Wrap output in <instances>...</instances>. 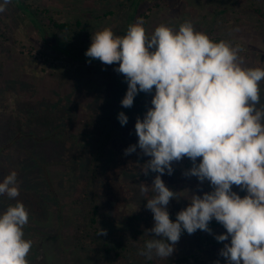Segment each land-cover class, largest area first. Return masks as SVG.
I'll return each mask as SVG.
<instances>
[{
    "label": "rangeland",
    "instance_id": "rangeland-1",
    "mask_svg": "<svg viewBox=\"0 0 264 264\" xmlns=\"http://www.w3.org/2000/svg\"><path fill=\"white\" fill-rule=\"evenodd\" d=\"M20 1L11 2L0 13V181L13 170L18 174L20 195L16 200L29 212L24 232L25 238L33 241L29 264H108L94 246L73 245L75 224L84 209L78 198L87 170L86 153L92 145L87 111L90 102L105 89L103 71L116 74L114 68L118 67L86 59L92 35L106 27L124 35L138 18L146 21L149 35L160 24L178 29L191 21L196 30L215 41L240 45L245 67L264 68V0ZM19 4L29 6L33 13L24 12L26 16L17 8ZM50 15L71 23L82 20L81 27L62 39L80 57L69 58L49 45L32 23L33 17L50 24ZM51 34L56 41L58 38ZM260 87L264 105V81ZM153 94L140 92L134 98V111L123 110L128 122L121 125L107 148L100 185L107 207L105 226L112 231L133 233L154 225L153 213L145 207L147 201L140 192V184L151 185L156 175L142 172L150 158L137 155L139 148L137 153L124 155L129 145L137 143L136 119L143 118L151 107ZM191 166L192 162L184 158L173 164L172 175L162 176L166 186L181 195L167 206L173 221L188 206L192 194L211 191L207 181L200 184L196 177L182 174ZM16 200L0 196V212ZM225 231L223 226L212 228L214 234ZM224 243L213 234L201 232L179 241L167 260H148L136 251L129 254L142 264H169L184 256L199 255L202 250L210 264L214 260L226 264L219 255Z\"/></svg>",
    "mask_w": 264,
    "mask_h": 264
},
{
    "label": "clouds",
    "instance_id": "clouds-1",
    "mask_svg": "<svg viewBox=\"0 0 264 264\" xmlns=\"http://www.w3.org/2000/svg\"><path fill=\"white\" fill-rule=\"evenodd\" d=\"M11 2L2 0L0 13ZM144 24L138 18L124 35L99 30L85 52L89 62L118 64L114 71L127 82L122 107L131 108L140 92L154 93L151 107L136 119L137 143L124 150L128 156L139 148L137 155L150 158L143 174L156 173L151 185L140 184L145 207L153 213L154 225L147 231L154 238L138 254L167 260L183 232L201 230L225 242L219 255L226 264H264V68L245 67L240 45L215 41L191 21L178 29L160 24L151 35ZM118 120L124 126L128 116L121 111ZM184 158L192 166L182 174L200 184L207 181L211 191L192 194L173 221L167 206L181 195L162 176L172 175L173 164ZM17 175L13 170L0 181V196L19 197ZM213 219L226 231L214 234ZM28 223L29 212L19 200L0 212V264H29ZM106 234L102 228L98 233Z\"/></svg>",
    "mask_w": 264,
    "mask_h": 264
},
{
    "label": "trees",
    "instance_id": "trees-1",
    "mask_svg": "<svg viewBox=\"0 0 264 264\" xmlns=\"http://www.w3.org/2000/svg\"><path fill=\"white\" fill-rule=\"evenodd\" d=\"M13 1L17 3V0ZM23 5L24 4H21L17 6V8L23 13H33V10L29 9V6L25 5L24 8ZM41 11L49 12V9L41 8ZM108 14L109 13H107V15ZM32 21L36 29L44 36L49 45H55L59 52L64 53L69 58L73 59L76 56L80 57L77 55V52L70 48L62 39L68 36L75 27H81V19H76L75 22L71 23L69 21H60L50 15V24L33 17ZM51 33H54V36L58 38L56 41ZM59 37L61 38L59 39ZM86 59L89 58L87 57ZM97 67L98 65L93 66L95 69ZM103 73L107 77L105 89L104 91H100L95 99L90 102V108H88L87 111L90 123L88 127L92 134V145L87 150L89 152L86 153L87 170L83 179L82 192L78 198V202L84 205V209L79 215V221L77 220L75 224L73 245L79 247L94 246L97 251H100V254L108 264H142L137 258L131 256L129 252H140L144 248L145 242L154 238L147 231L152 227L138 228L134 230L133 233H120L118 231H112L105 226L107 207L101 196L100 180L103 174L107 148L121 127L118 120V113L123 110H125V112L126 110L132 112L136 106L133 105L131 108H124L121 105V100L127 90V82L123 75L118 73L115 74L109 69L104 70ZM51 122L54 124L57 123L55 120ZM61 142L63 141L61 140ZM233 190L237 191L241 196L245 195V193L240 191L236 186H233ZM220 226L222 225L217 223L214 219L209 225L211 229H218ZM101 228L106 230V235H98ZM201 232L204 231L197 230L194 234L190 235L185 231L182 233L179 241H182L184 237H194ZM200 251L199 255L184 256L169 264H210L206 254H204L202 250ZM97 256L99 257V255ZM212 263L217 264V261L214 260Z\"/></svg>",
    "mask_w": 264,
    "mask_h": 264
}]
</instances>
